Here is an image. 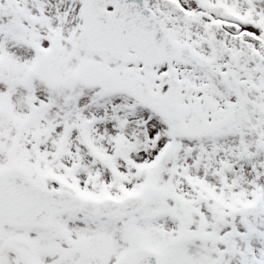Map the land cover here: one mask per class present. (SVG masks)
<instances>
[{
    "label": "snow or ice",
    "instance_id": "6c2138e0",
    "mask_svg": "<svg viewBox=\"0 0 264 264\" xmlns=\"http://www.w3.org/2000/svg\"><path fill=\"white\" fill-rule=\"evenodd\" d=\"M0 264H264V0H0Z\"/></svg>",
    "mask_w": 264,
    "mask_h": 264
}]
</instances>
